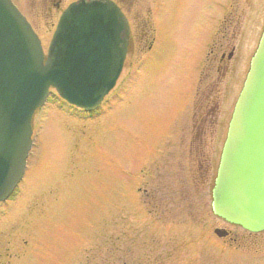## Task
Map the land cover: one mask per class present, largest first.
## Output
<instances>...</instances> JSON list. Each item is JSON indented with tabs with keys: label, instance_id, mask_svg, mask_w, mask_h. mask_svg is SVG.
Returning <instances> with one entry per match:
<instances>
[{
	"label": "rangeland",
	"instance_id": "374dc122",
	"mask_svg": "<svg viewBox=\"0 0 264 264\" xmlns=\"http://www.w3.org/2000/svg\"><path fill=\"white\" fill-rule=\"evenodd\" d=\"M124 10L131 47L97 111L51 89L33 113L25 172L0 204V264H264V230L211 209L264 0H133ZM37 24L46 51L53 26Z\"/></svg>",
	"mask_w": 264,
	"mask_h": 264
},
{
	"label": "water",
	"instance_id": "95a60500",
	"mask_svg": "<svg viewBox=\"0 0 264 264\" xmlns=\"http://www.w3.org/2000/svg\"><path fill=\"white\" fill-rule=\"evenodd\" d=\"M129 25L112 0H77L62 12L44 54L11 0H0V201L20 181L32 145L31 118L53 87L68 103L96 109L113 87ZM214 214L264 230V25L234 103L211 191ZM214 233L225 236V228Z\"/></svg>",
	"mask_w": 264,
	"mask_h": 264
},
{
	"label": "flooded vegetation",
	"instance_id": "af4514ba",
	"mask_svg": "<svg viewBox=\"0 0 264 264\" xmlns=\"http://www.w3.org/2000/svg\"><path fill=\"white\" fill-rule=\"evenodd\" d=\"M74 0H24V5L22 6L17 0H13L16 6L28 19L32 27L38 26L37 22L42 23L47 26H54L64 8ZM115 1L122 11L124 12V7L131 5L133 0H113ZM41 14L43 15L41 17ZM36 31V29H35ZM152 42V41H151ZM150 42V44H151ZM131 47V36L129 37L128 51ZM224 54L222 53L221 58ZM203 134L204 130H200ZM233 239V238H232Z\"/></svg>",
	"mask_w": 264,
	"mask_h": 264
}]
</instances>
